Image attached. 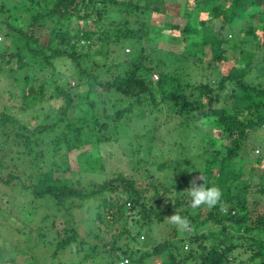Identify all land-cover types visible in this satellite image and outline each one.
Instances as JSON below:
<instances>
[{"label": "trees", "instance_id": "1", "mask_svg": "<svg viewBox=\"0 0 264 264\" xmlns=\"http://www.w3.org/2000/svg\"><path fill=\"white\" fill-rule=\"evenodd\" d=\"M171 2L0 0V35L6 40L0 45V73L6 80L3 89L17 92L0 91V138L11 140L4 155L8 171L0 182L28 196L20 208L42 207L43 220L50 222L46 233L40 227L30 231L34 237L24 233L23 243H46L50 259L65 251L74 256L51 264H117L122 259L125 264H144L141 252L117 245L118 239H130L131 227L138 236L174 212L187 217L191 228L178 231L170 226L171 236L152 247L150 256L157 264H264V168H245L252 161L245 142L264 128V88L245 81L257 60L264 62V0H214L209 26L198 17L199 5L188 8L187 0ZM4 3L10 5L7 13ZM167 11L180 22L166 21ZM237 23L243 36L251 39L252 49L243 46L242 38L236 40L231 26ZM85 24L96 29L89 31ZM183 38L209 56L193 84L165 69V49L158 47L159 42L170 47ZM64 60L70 65L68 72H54V62ZM80 86L85 91L78 94ZM43 105L52 115L44 114L35 124L29 121L35 122L39 114L13 116L42 110ZM7 108H13V115L5 112ZM163 109L168 114L161 125L171 123L189 147L194 141L200 146L190 158L197 159V166L179 156L186 152L183 146L167 151L176 156L170 165L186 167L181 176L185 179L146 178L141 186V179L117 172L88 187L73 180L70 156L76 173L103 174L100 145L114 142L118 129L123 130L126 122L143 120L145 114L150 119L146 123L153 125ZM202 126L209 132H198ZM191 130L199 136L190 138ZM212 132L227 141L220 150L212 149ZM260 149L264 154V137ZM149 150L148 145L143 151L147 155ZM143 165L136 162L141 171ZM161 166L169 168V164ZM199 176L202 180L197 183L215 185L222 192L213 207L191 206L185 190ZM250 192L257 198L248 199ZM58 226L60 236H53L50 230Z\"/></svg>", "mask_w": 264, "mask_h": 264}, {"label": "rangeland", "instance_id": "2", "mask_svg": "<svg viewBox=\"0 0 264 264\" xmlns=\"http://www.w3.org/2000/svg\"><path fill=\"white\" fill-rule=\"evenodd\" d=\"M13 3L17 2L18 0H10ZM172 0H165V4L169 5L171 4ZM188 1V8L199 5L200 8L198 10L199 12V18L205 20V25H210L212 22L208 19L209 17V8L213 4L214 0H187ZM5 13L9 11V3H4L3 5ZM168 16H164L167 20L171 21L172 23L178 24L181 19L177 17L174 12L170 13L169 11L166 12ZM2 18L0 14V19ZM86 28L89 31H94L96 28L93 27L92 24H85ZM195 25V22H194ZM256 22H252V26H255ZM241 24L237 23L236 25H232L231 29L234 31L236 35V40L243 39V46L246 49H252L251 45L252 42H250L251 39L248 37H244L243 33L239 30V27ZM212 30V29H211ZM214 31V28L212 30ZM175 37H185L183 34L178 33H172ZM6 43V40L2 38L0 35V45H4ZM160 46V49H165V51L162 54L163 62L165 63V69L172 75H177L178 77H183L184 81H189L188 83H196L199 81L200 78V72L199 68L200 66L204 65V63L209 59V56L205 55V51H198L191 47L190 40L187 38H183L182 40L173 41L170 45L164 46V43L159 42L158 47ZM204 55V56H203ZM230 59V58H229ZM239 65H241L244 61L241 59L238 61ZM231 63V61H230ZM256 67L251 68L250 72L248 73L247 77L245 78V81L253 86L254 88H264V74H262V71H264V62L261 61V59H258L256 62ZM3 69H6V66H3ZM68 69H70V65L67 61H55L54 62V72L58 71L60 73H67ZM215 74V73H213ZM48 76L47 74H43ZM4 73H0V91H6L9 90L11 92H16L13 89H9L6 87L4 88V85L6 84V80H4ZM150 78L154 81L156 80V74L152 73L150 74ZM56 81H60V79H57ZM32 82V81H31ZM36 83L34 80L31 83L32 86H36ZM69 86H72L71 81L68 79ZM85 91L84 86H80L77 90L78 94H81ZM17 95V92L15 93ZM4 98L6 99V93H3ZM14 101L11 100L10 104H13ZM2 102H0V111L3 109L1 107ZM7 106L8 103H6ZM145 109V108H144ZM80 110H83L80 108ZM148 109L145 110V113ZM36 111V112H33ZM28 110L26 113H22L19 115L12 114L13 108L10 109V111H5L8 114H12L15 118L21 119V118H30L34 117L35 114L38 115L35 122L31 119L29 121V124H35L37 123L42 116L45 114L48 118L51 117L52 113L46 112V106L43 105V109L40 110L38 108H35L34 110ZM149 113V112H148ZM166 114V109L161 110V112L157 113L155 116L157 117V121L152 125V123H146L147 120H150L148 115L145 114V118L141 121H134V122H126L128 125L126 127L118 129V138H115L114 142L107 143L104 145H100L99 152H101V156L105 159L103 162L104 169L103 174L101 173H83L75 172L76 164L74 156H70L69 163L71 164L72 170H74L73 180L76 181V183L79 186L82 187H88L91 185V183H98L102 181L105 178H109L112 174L119 172L123 176L134 178L136 181L141 179V186L144 185L142 180L149 178L154 181H169L168 178H175L176 180L180 181V179H185L186 177H181L184 169L186 167L184 166H175L176 163L170 165V160H175V157L173 153L167 152L170 149H177L183 146L185 148L182 154H180L181 149H179V156L182 158H186L189 161V164L193 166L195 165V161L197 162V159L192 160L190 158L194 157V154L198 153V150L200 147L199 144L194 141L195 143L191 147L177 134H175L173 130V125L165 124L161 125V122L164 120ZM151 115V114H150ZM152 116V115H151ZM144 123V126H143ZM151 126H154L155 128L152 131ZM175 128V127H174ZM147 132V135H142L143 133ZM198 132H206L208 133L207 126H202ZM191 137H198L199 135L195 130H191ZM213 133V132H212ZM213 135V144L212 149L220 150V145L223 146L226 145V140L217 139ZM144 136V137H143ZM188 137V135H187ZM264 137V128L262 127L260 130H258L256 133H252L247 141L245 142V146L247 148V158L251 159L252 161L259 160L260 163L256 166L255 162L250 161V163L245 164V168H257L259 169L264 168V154L261 152V146L262 141ZM189 138V137H188ZM148 141V142H147ZM191 142V141H190ZM190 144V143H189ZM11 145V140L0 138V178H3L4 174L8 171V169H4V161H5V154L9 151ZM150 146V154L146 155L145 150L147 146ZM203 147H206L205 140L202 141ZM161 155V157L159 156ZM140 161L143 166V171L139 170L136 167V162ZM167 165L169 164V168L165 169L161 165ZM12 168V167H11ZM170 170H174L171 171ZM171 175V176H170ZM256 179L254 178L250 184L252 185V189L254 188V183ZM251 194H248V199L251 200V197L257 198V196L250 192ZM249 200V201H250ZM28 201V196L25 195V193L16 191L14 189H10L9 185H4L0 182V264H51V262L61 261V260H69L74 259V256L65 252H62L59 254L56 258L58 259H50V248L46 246V243H23L24 239V233H29V236H32L33 233H35V229L40 227L41 233H46L47 227L49 226V221L43 220V208L37 207L33 209L32 205H27L26 207H21L20 205L24 206L26 205ZM25 208V210H24ZM85 211V210H84ZM84 211L81 212L83 216L86 217L87 213H84ZM18 216L17 219L12 220V217ZM77 222V219H76ZM56 225V224H55ZM80 227L83 228V222H81ZM129 227H131V224H128ZM166 220L164 223H160L159 225H151L148 229V231L140 233L138 236H135V232L132 230H135L133 227L130 229L129 236L131 237L128 239V237H120L117 241V245H126L131 250H138L143 254V260L144 264H157L156 260L150 256L152 253V247L159 244V242H162V240L166 241L165 239L170 237L172 234L171 226ZM61 227H56L54 230H50L52 232V235H58L60 233ZM28 230V231H27ZM30 231H33L32 234H30ZM112 234L116 233V230H110ZM51 232L48 233V235H51ZM23 233V234H22ZM110 233V234H111ZM177 233H179L177 231ZM56 236V237H57ZM135 236V238H134ZM49 238V236H47ZM180 237H178L179 239ZM177 240V238L175 239ZM169 241V240H168ZM182 247L183 250H185V244ZM108 249V248H107ZM17 250V251H16ZM243 256V257H242ZM240 260L245 262L246 255H242ZM45 257V259L43 258ZM245 258V259H244ZM39 262V263H38Z\"/></svg>", "mask_w": 264, "mask_h": 264}, {"label": "clouds", "instance_id": "3", "mask_svg": "<svg viewBox=\"0 0 264 264\" xmlns=\"http://www.w3.org/2000/svg\"><path fill=\"white\" fill-rule=\"evenodd\" d=\"M197 180H202L201 177L194 178L185 190L190 197L191 206L198 208L201 205L207 207L215 206L221 199L222 192L215 185L206 187L204 183L199 184ZM166 220L177 228L178 231H189L191 222L187 217L181 216L179 213L174 212L172 215L165 217Z\"/></svg>", "mask_w": 264, "mask_h": 264}, {"label": "built area", "instance_id": "4", "mask_svg": "<svg viewBox=\"0 0 264 264\" xmlns=\"http://www.w3.org/2000/svg\"><path fill=\"white\" fill-rule=\"evenodd\" d=\"M125 263H126V260L125 259H122L117 264H125Z\"/></svg>", "mask_w": 264, "mask_h": 264}]
</instances>
